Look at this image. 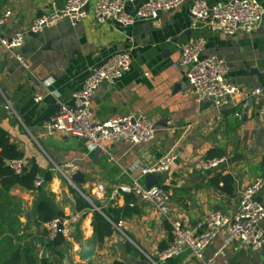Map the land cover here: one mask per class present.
Masks as SVG:
<instances>
[{"label": "crops", "instance_id": "obj_1", "mask_svg": "<svg viewBox=\"0 0 264 264\" xmlns=\"http://www.w3.org/2000/svg\"><path fill=\"white\" fill-rule=\"evenodd\" d=\"M66 1L0 0V16L11 12L0 32V127L23 161L36 165L37 177L44 181L39 189L27 191L17 185L8 193V198L20 203L22 231L8 245H0V264L17 252L20 264H137L156 260L172 241V222L192 227L213 211L233 214L244 190L262 175L264 122L259 112L264 105V18L253 34L239 31L233 37L208 28L193 29L189 4L130 27L98 24L92 14L76 26L65 19L45 28L37 39H26L28 50L21 52L30 64L26 70L2 41L28 32L37 18L62 9ZM207 1L216 5L230 0ZM259 1L264 7V0ZM134 9L135 5H129L127 11ZM199 38L206 41L205 54L225 59L228 80L241 87V93L226 108H217L211 100L198 102L190 89L187 69L180 65L182 46ZM124 51L131 53L132 69L114 85L99 88L92 99L93 121L144 115L156 125L155 140L145 146L108 142V152L96 159L95 149L86 140L45 135V124L61 105L73 104V95L91 69ZM257 88L263 92L253 95ZM36 96H43V101L37 102ZM171 151L177 152L178 161L162 184L170 194L169 215L160 214L134 194L121 193L122 186H131L135 180L146 185L141 169ZM212 156L225 162L217 169L203 170L201 163ZM67 163L76 164L77 172L85 175V183L77 186L83 196L100 201L102 213L92 207L78 211L80 201L89 202L85 197L80 199L78 190L57 169ZM77 172L68 170L71 176ZM98 185L104 187L99 196ZM65 198L73 202L74 212ZM258 200L264 206V190ZM42 203L49 204L56 217L81 214L59 245L51 244L47 225L40 223ZM96 213L109 224L110 234L105 221L97 222ZM109 216L124 221V234ZM0 226L8 224L0 220ZM224 238L220 235L215 240L206 257L215 254ZM83 246H94L95 257L83 260ZM162 264L203 262L187 251ZM216 264H264V250L231 244Z\"/></svg>", "mask_w": 264, "mask_h": 264}, {"label": "built area", "instance_id": "obj_2", "mask_svg": "<svg viewBox=\"0 0 264 264\" xmlns=\"http://www.w3.org/2000/svg\"><path fill=\"white\" fill-rule=\"evenodd\" d=\"M91 2V0H67L62 9L37 18L28 32H18L12 40H3L2 43L15 52L17 60L29 70L30 64L21 53L25 48L27 35L30 32L41 34L45 28L55 27L65 19L76 26L92 14L98 24L117 23L130 27L139 21L156 20L166 12L175 11L189 4V11L194 17L191 25L193 29L203 27L233 37L239 31L253 34L264 18V7L259 0H230L225 4L216 5L210 4L207 0H96L93 4ZM129 5H135L134 12L127 11ZM10 16V11L0 16V32ZM205 48L204 38L184 44L180 52V65L187 69L189 86L197 101L202 103L214 98L215 106L223 109L231 105L234 96L241 93V87L228 80L229 66L225 59L218 55L205 54ZM131 69L132 56L129 51L117 52L107 61L92 68L82 88L73 95V104L60 106L58 113L45 124L44 134L47 136L61 134L86 140L95 150L100 149L105 153L108 152L105 144L108 142H126L134 146H145L153 142L157 128L144 115L115 116L100 123L93 121L92 99L99 88L104 84L114 85ZM262 92L263 89L257 88L252 94L257 95ZM43 99V96H36L37 102ZM259 117L264 122V105L260 109ZM177 161V152L171 151L156 162L144 166L141 169V177L170 172ZM224 162V158L207 159L201 163V168L205 171L214 170ZM25 165L23 160L10 162V166L17 174H22ZM57 169L75 188L68 170L77 172L79 167L74 163H67ZM43 182L37 177L35 188H41ZM96 189L97 196L104 193L102 185H98ZM263 190L264 166L262 175L244 190L233 214L213 211L192 227H183L172 222L173 239L168 248L161 252L156 260L149 258L147 261L149 264H162L189 251L203 264H216L217 258L224 254L225 249L235 243L263 251L264 206L258 200ZM120 191L125 195H136L162 215L170 214V194L163 185L148 188L139 180H135L131 186H122ZM84 197L94 210L102 213L100 207L94 205L93 198ZM80 218V213L57 216L46 224L47 239L52 242L59 236L68 237L71 225ZM113 225L122 232L124 221L119 220ZM220 235L225 236L222 246L213 256L206 257V251Z\"/></svg>", "mask_w": 264, "mask_h": 264}, {"label": "trees", "instance_id": "obj_3", "mask_svg": "<svg viewBox=\"0 0 264 264\" xmlns=\"http://www.w3.org/2000/svg\"><path fill=\"white\" fill-rule=\"evenodd\" d=\"M213 158L214 156L207 159ZM14 160H23V155L15 145L10 143L8 133L0 127V220L2 223L8 224L7 227L0 226V238L4 236L2 242H0L2 246L8 245V243H10L13 238H16L22 231V223L19 220V216L22 214L20 203L15 199L8 198V193L17 185L23 187L27 191L35 190V182L39 173L36 165L28 162L22 174H17L11 166H7V162H13ZM90 207L91 205L80 201L78 211L80 212ZM38 214L40 223L42 224H47L56 218L51 206L47 203H42L40 205ZM109 218L115 223L119 221L114 217L109 216ZM96 220L97 222L105 221L98 213H96ZM104 223L108 229V234H110L111 229L109 224L106 221ZM63 242V236H59L52 241L51 244L56 246ZM20 260V253L17 252L5 264H20Z\"/></svg>", "mask_w": 264, "mask_h": 264}, {"label": "water", "instance_id": "obj_4", "mask_svg": "<svg viewBox=\"0 0 264 264\" xmlns=\"http://www.w3.org/2000/svg\"><path fill=\"white\" fill-rule=\"evenodd\" d=\"M38 35L30 32L27 35V40L31 41L32 39H37ZM28 50V47L23 48L22 52H26ZM209 100L214 101V98H210ZM203 106V105H202ZM159 125H162L159 124ZM96 159L102 156V152L100 149H96ZM7 166H10V162H7ZM169 178V172H165L163 174H148L146 176V186L148 188L152 186H160L162 185L167 179ZM71 180L75 185V189L78 190L80 193V199H83L84 196L82 192L79 190L77 185H82L85 183V175L82 172H77L71 176ZM65 202L70 204V209L71 212H74V204L69 198H65ZM94 205L99 208L100 207V201L94 200ZM95 257V247L94 246H83L82 248V258L83 260H90L91 258ZM137 264H149L148 261L143 260V261H138Z\"/></svg>", "mask_w": 264, "mask_h": 264}]
</instances>
